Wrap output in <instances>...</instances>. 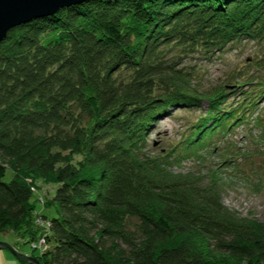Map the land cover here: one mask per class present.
Masks as SVG:
<instances>
[{"label":"trees","instance_id":"16d2710c","mask_svg":"<svg viewBox=\"0 0 264 264\" xmlns=\"http://www.w3.org/2000/svg\"><path fill=\"white\" fill-rule=\"evenodd\" d=\"M244 42L263 48L249 72L191 90L182 60ZM263 97L264 0H86L9 30L0 232L37 239L39 179L57 186L40 264H264V222L227 208L214 183L173 174L240 125L264 135ZM178 108L200 112L182 140L150 142Z\"/></svg>","mask_w":264,"mask_h":264},{"label":"rangeland","instance_id":"374dc122","mask_svg":"<svg viewBox=\"0 0 264 264\" xmlns=\"http://www.w3.org/2000/svg\"><path fill=\"white\" fill-rule=\"evenodd\" d=\"M262 49L261 45L244 42L227 52L214 54L209 60L201 55H194L182 60L179 66L194 72L191 90L196 94L204 93L226 82L232 73L236 75V71L239 74L249 72L250 65L261 55ZM172 115L171 118L159 121L149 138L150 142L158 143L163 149L182 140L188 122L200 115V112L178 108L172 111ZM256 117L264 119V97L253 116ZM173 174H193L199 176L203 184L214 183L219 188L222 202L227 208L242 217L264 222V135L253 122L251 125L238 126L233 132L213 137L207 147L199 149L195 155L175 165ZM10 175V172H7L6 179L10 178ZM56 188L57 186L38 179L32 189V201L35 202L37 211L35 217L33 216L34 222L37 225L39 219L40 222L45 221L44 224L39 222L41 227L38 226L37 239L26 243L12 232L5 231L0 232V241L12 244L18 251L34 258L45 251L46 246L39 251V248L38 250L32 245L41 243L43 239L46 244L44 237L49 233L50 226L48 219H43L41 215L49 219L56 216L52 208L45 204L50 202ZM0 264L22 262L10 251L0 250Z\"/></svg>","mask_w":264,"mask_h":264},{"label":"water","instance_id":"95a60500","mask_svg":"<svg viewBox=\"0 0 264 264\" xmlns=\"http://www.w3.org/2000/svg\"><path fill=\"white\" fill-rule=\"evenodd\" d=\"M86 0H0V42L9 30L58 10L80 4ZM0 250H8L20 262L40 264L34 258L18 251L12 244L0 241Z\"/></svg>","mask_w":264,"mask_h":264},{"label":"built area","instance_id":"2783aa9c","mask_svg":"<svg viewBox=\"0 0 264 264\" xmlns=\"http://www.w3.org/2000/svg\"><path fill=\"white\" fill-rule=\"evenodd\" d=\"M39 220H41V219H39ZM39 220L37 221V222H38V224H37L38 226H40V223H41V224H44V223H45V221L42 220V222H40ZM39 222H40V223H39ZM48 224H49V223H48ZM40 227H41V226H40ZM46 228H47V227H46ZM44 229H45V228H44ZM47 229H48V228H47ZM42 232H43V230H42ZM44 238H45V237H44ZM42 244H43V245H42ZM31 245H32V244H31ZM32 246H33V247H36V249L39 248L40 250H39V249H38V250L41 251L43 248H45L46 244H45V241H44V239H43V240L41 241V243H38V244H36V245H32Z\"/></svg>","mask_w":264,"mask_h":264}]
</instances>
